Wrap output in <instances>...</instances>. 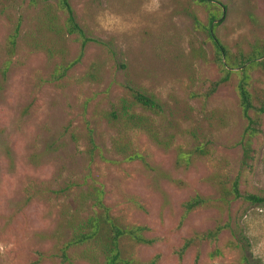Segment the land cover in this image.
<instances>
[{"label":"rangeland","instance_id":"rangeland-1","mask_svg":"<svg viewBox=\"0 0 264 264\" xmlns=\"http://www.w3.org/2000/svg\"><path fill=\"white\" fill-rule=\"evenodd\" d=\"M68 2L91 38L82 51L58 0H0V264H92L84 247L69 249V262L57 257L91 212L82 200L91 186H101L111 215L156 238L124 241L127 256L245 264L247 255L264 264V206L232 193L236 182L242 193L264 195V112L245 158L238 97L244 80L253 103L264 105V56L239 64L264 49V0ZM127 86L163 105L161 116L133 109L163 145L108 119L130 99ZM115 140L137 156L117 152ZM197 196L205 202L186 211ZM217 227L215 239L200 237Z\"/></svg>","mask_w":264,"mask_h":264},{"label":"trees","instance_id":"trees-1","mask_svg":"<svg viewBox=\"0 0 264 264\" xmlns=\"http://www.w3.org/2000/svg\"><path fill=\"white\" fill-rule=\"evenodd\" d=\"M198 1L206 2L209 0ZM58 2L61 9L66 14V31L69 34H74L80 39V48L82 51L85 45L91 41V38L86 36L83 29L78 25L75 19L74 11L68 0H58ZM17 33L18 28H16L10 44H14ZM212 40L216 50L222 54H226L225 46L216 37H212ZM263 56L264 49L259 54H253L246 57L239 64L241 65L247 61L250 62L255 58ZM226 79L227 74L221 79L214 81L212 83V90H214ZM126 90L130 99L126 97L121 98L119 106H116L109 111L108 119L113 124H120L125 129H143L157 144L163 145V142L158 137L157 132H155L149 125L147 117L138 114L133 110L134 108H139L144 112L161 116L163 114V105L153 95L148 94L139 88L127 86ZM238 97L242 115L247 120L240 144L243 149L244 157L251 158V138L261 132L259 122L256 119V113H263L264 105L263 102H261L260 105L253 103L252 96L247 89V85L244 80L238 83ZM88 141V153L91 155L94 147L91 135H88ZM113 142L114 148L117 152L119 151L120 153L127 155L129 159L137 156V154L130 151V142L119 140H115ZM232 191L235 198H242L251 204L264 206V195L260 196L246 192L242 193L237 187L236 182ZM82 200L83 202H87L89 204L91 212L86 218L81 219L76 225L71 233V236L68 238V242L58 248L57 257L61 263L70 261L68 256L69 249L74 247H84L86 248V251H82L81 256L89 260L92 264H158L159 255H155L145 261L127 256L124 250V241H131L134 244L151 245L156 241V238H150L145 235V232L148 231L146 226L127 225L111 215L109 208L103 202V190L101 186H91L90 188H86L82 193ZM204 202L205 200L202 197L197 196L186 201L184 203V208L186 211H189ZM220 229V227H217L215 230H207L201 233L200 237L204 239H215ZM238 235L239 236H235L237 244L241 249H244V247L248 245L246 237L242 236L241 232H238ZM192 241L193 240L191 238L184 240L182 246L177 252L179 256H181L183 251L192 243ZM243 261L245 264H261L260 261L249 258L247 255L243 256Z\"/></svg>","mask_w":264,"mask_h":264}]
</instances>
